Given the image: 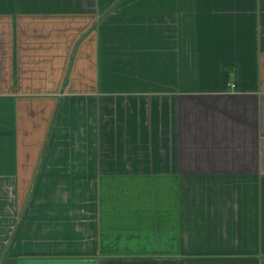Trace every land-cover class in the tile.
<instances>
[{"label": "crops", "instance_id": "1", "mask_svg": "<svg viewBox=\"0 0 264 264\" xmlns=\"http://www.w3.org/2000/svg\"><path fill=\"white\" fill-rule=\"evenodd\" d=\"M0 264H264V0H0Z\"/></svg>", "mask_w": 264, "mask_h": 264}]
</instances>
